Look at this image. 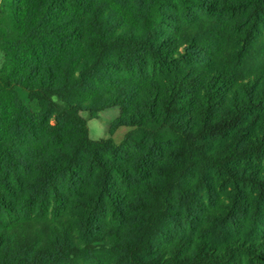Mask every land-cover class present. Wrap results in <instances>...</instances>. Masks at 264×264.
Listing matches in <instances>:
<instances>
[{
	"label": "trees",
	"instance_id": "16d2710c",
	"mask_svg": "<svg viewBox=\"0 0 264 264\" xmlns=\"http://www.w3.org/2000/svg\"><path fill=\"white\" fill-rule=\"evenodd\" d=\"M0 264H264V0H0Z\"/></svg>",
	"mask_w": 264,
	"mask_h": 264
},
{
	"label": "rangeland",
	"instance_id": "374dc122",
	"mask_svg": "<svg viewBox=\"0 0 264 264\" xmlns=\"http://www.w3.org/2000/svg\"><path fill=\"white\" fill-rule=\"evenodd\" d=\"M20 98L29 103L25 94L18 90ZM32 109H35L34 104H30ZM81 116L86 120L88 135L92 140H99L104 138H110L113 142L119 143L129 131L127 127H117L110 133V127L119 116V110L117 108H111L98 113L97 118L92 119L87 113H81Z\"/></svg>",
	"mask_w": 264,
	"mask_h": 264
}]
</instances>
